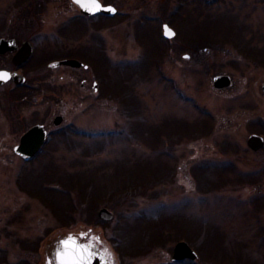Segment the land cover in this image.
<instances>
[{
	"label": "rangeland",
	"instance_id": "374dc122",
	"mask_svg": "<svg viewBox=\"0 0 264 264\" xmlns=\"http://www.w3.org/2000/svg\"><path fill=\"white\" fill-rule=\"evenodd\" d=\"M99 1L116 14L0 0V38L33 47L18 66L0 55V70L24 78L0 86V264H55L70 233L112 264H264V146L247 145L264 139V64L249 58L264 59V0ZM62 60L82 66L49 67ZM216 75L229 86L215 88ZM34 124L46 147L24 162L13 146ZM200 166L223 186L199 187ZM37 177L61 196L60 221L19 188ZM182 240L217 259L173 262Z\"/></svg>",
	"mask_w": 264,
	"mask_h": 264
},
{
	"label": "water",
	"instance_id": "95a60500",
	"mask_svg": "<svg viewBox=\"0 0 264 264\" xmlns=\"http://www.w3.org/2000/svg\"><path fill=\"white\" fill-rule=\"evenodd\" d=\"M75 3L79 8L81 13L85 15H93L96 13H103L105 15H112L115 13V9L112 6H102L101 3L96 0V5L94 6L90 0H84L83 4L77 3L76 0H71ZM163 25V35L165 38L172 37L173 34H168L165 31V26ZM169 28V27H168ZM170 29V28H169ZM14 42L12 40L0 39V53H5L8 50H13ZM31 47L29 43H24L23 46L18 50L16 55L13 57V63L15 65H19L23 63L30 55ZM59 65H68L71 67H80L82 63L77 60H62L58 62H53L49 64V67H57ZM8 73L7 78L0 79V86L12 79L14 83L20 84L24 81L23 76L18 74L17 72L8 71V70H0ZM230 84V77L226 75H216L213 77V86L217 89L228 87ZM262 90L264 91V85L262 86ZM62 121L61 117H56L54 119V124H59ZM45 131L41 125H35L26 131L20 138L19 144L14 147V152L21 156L24 159L31 158L37 151L40 149L45 140ZM247 145L252 150H258L264 146V139L258 135H251L247 139ZM98 216L102 219L109 220L112 218V213L106 209H100L98 211ZM77 242L80 243L77 239ZM83 244V243H80ZM86 245V244H84ZM85 256V264H109L100 253L94 251L87 245V251L84 253ZM55 263L58 264L56 259L55 252ZM197 258V254L189 247L188 243L185 241H180L176 243L173 248V253L171 260L173 262H178L183 259H189L194 261Z\"/></svg>",
	"mask_w": 264,
	"mask_h": 264
},
{
	"label": "trees",
	"instance_id": "16d2710c",
	"mask_svg": "<svg viewBox=\"0 0 264 264\" xmlns=\"http://www.w3.org/2000/svg\"><path fill=\"white\" fill-rule=\"evenodd\" d=\"M213 1H216V0H213ZM172 23V22H171ZM253 55V54H252ZM256 56V57H255ZM253 55V57L252 56H250L249 58L250 59H252L253 60V62H255V63H258L259 65H261V64H264V59H258V58H261V57H258V55ZM160 139V138H159ZM157 141V140H156ZM162 143H163V145H166V146H169L170 145V141L168 140V141H166V140H163L162 141ZM193 172H194V174H196L197 175V177L198 178H200L199 179V184H198V186L199 187H201V184H202V188H204L205 187V184L206 185H208V182H206V180L204 179L205 178V174H204V171H202V170H205V169H202V167L200 166L199 168H193ZM201 172H203V174H201ZM152 177H154V175L152 174ZM21 179V178H20ZM26 178H24V180H19L18 181V186H19V188L20 189H22V190H24L25 192H27L28 194H30V195H33V196H35V197H37V198H39L43 203H45L46 205H48L53 211H54V213H55V215L56 216H58L57 218H58V220L60 221L61 220V218L63 217V214H62V212H63V206H60L59 207V205H60V198H61V196L59 195V194H57V192H55V193H53L52 191H50V189H48V188H45L44 186L45 185H43V183L41 182V180L40 179H38V177L36 178V179H34V180H25ZM67 181V180H66ZM44 182V181H43ZM59 182H60V180H59ZM67 182H69V180L67 181ZM79 183V181H73V182H71L70 181V183H72V184H74V183ZM125 182V181H124ZM204 183V184H203ZM66 184V183H65ZM61 185H64V183L63 182H61ZM125 186H124V191H128V190H130L131 188H132V186H131V184L129 183H126L125 182V184H124ZM67 187H65L66 188V192L68 193L66 196H67V200H68V202L70 201H72V199H71V189L70 188H72L71 186L72 185H70L69 187H68V185H66ZM208 186H210V188H208L209 190L211 189V188H217V187H221V186H223L222 184H220V185H218V184H212V185H208ZM49 192H50V195L48 196V195H46L47 193L49 194ZM69 195H70V198H69ZM91 196V195H90ZM92 197V196H91ZM75 202V201H74ZM76 203V205H77V202H75ZM71 208V207H70ZM70 215H69V220L68 221H66L67 223H69L70 222ZM99 222V225L100 224H102L101 222V220H99L98 221ZM70 225H73V223H72V221L69 223ZM67 225V224H66ZM214 233V232H213ZM216 233H218V232H216ZM53 249H54V247H53ZM52 250V249H51ZM119 250H120V248H119ZM121 251V250H120ZM211 252L212 251H210V249H207V252L206 253H203V254H201L200 255V253H199V251H198V254H199V258H201V259H203V258H208V259H214V260H216L217 259V257H215V255L214 254H211ZM51 254H52V252H51ZM208 261H210V260H208ZM211 261H213V260H211ZM122 262V261H121ZM120 264V263H119ZM210 264V263H209Z\"/></svg>",
	"mask_w": 264,
	"mask_h": 264
},
{
	"label": "snow or ice",
	"instance_id": "6c2138e0",
	"mask_svg": "<svg viewBox=\"0 0 264 264\" xmlns=\"http://www.w3.org/2000/svg\"><path fill=\"white\" fill-rule=\"evenodd\" d=\"M77 3L83 4L84 0H76ZM95 6L96 0H90ZM166 33L173 34L167 25L164 26ZM8 73L0 71V79L7 78ZM80 235H84L82 232ZM87 251V245L77 242L73 234H68L64 239L59 241V247L56 251L58 264H85L84 253Z\"/></svg>",
	"mask_w": 264,
	"mask_h": 264
},
{
	"label": "flooded vegetation",
	"instance_id": "af4514ba",
	"mask_svg": "<svg viewBox=\"0 0 264 264\" xmlns=\"http://www.w3.org/2000/svg\"><path fill=\"white\" fill-rule=\"evenodd\" d=\"M103 4V3H102ZM75 5V4H74ZM77 8H78V6L77 5H75ZM27 10V9H26ZM78 15H79V17L81 18V16L83 17L82 19H90V18H93V17H97V16H100V17H102V14H98V15H93V16H91V17H86V16H84V15H82L81 14V12H80V9L78 8ZM34 13V11L32 10L31 11V9H30V12H28V14L29 15H32ZM33 16V15H32ZM8 40H13L14 41V47H15V49H13V50H11V51H6L5 53H10L11 54V61H12V58L16 55V53L18 52V50L23 46V44L24 43H26L25 42V40L24 41H21L19 44H17V41H16V39H14V38H10V39H8ZM27 43H29V40H28V42ZM30 44V43H29ZM30 47H31V53H30V55L29 56H31L32 54H33V47L31 46V44H30ZM2 54H4V53H2ZM2 54H0V55H2ZM71 59V58H70ZM20 65V64H19ZM13 71V70H12ZM15 71V70H14ZM93 91H94V93H97L98 92V84L96 83V82H94L93 83ZM48 137V136H47ZM46 147V145H43V147L41 148V150L40 151H42V150H44V148ZM39 151V152H40ZM94 250H96V251H100L98 248H94V247H92Z\"/></svg>",
	"mask_w": 264,
	"mask_h": 264
}]
</instances>
